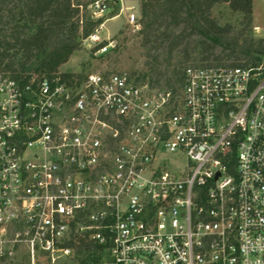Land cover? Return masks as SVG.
<instances>
[{
  "label": "built area",
  "instance_id": "2783aa9c",
  "mask_svg": "<svg viewBox=\"0 0 264 264\" xmlns=\"http://www.w3.org/2000/svg\"><path fill=\"white\" fill-rule=\"evenodd\" d=\"M72 3L96 55L109 19L140 29L137 0ZM182 70L0 72V264H80L79 238L104 264H264V62Z\"/></svg>",
  "mask_w": 264,
  "mask_h": 264
},
{
  "label": "trees",
  "instance_id": "16d2710c",
  "mask_svg": "<svg viewBox=\"0 0 264 264\" xmlns=\"http://www.w3.org/2000/svg\"><path fill=\"white\" fill-rule=\"evenodd\" d=\"M221 4L241 13L240 21L221 24L212 14ZM139 22L136 32L146 56L161 50L166 57L164 70L152 65L149 72L141 73L144 80L154 81L155 75L156 82L164 79L166 86L173 87L182 81L186 63L237 66L264 62V38L251 34L252 0H140ZM100 23L86 13L81 20L72 0H0V72L23 82L56 74L68 82L80 81L85 74L60 69ZM117 45L112 50L120 47ZM175 55L179 59L174 64ZM70 245L80 264L106 261L103 249L93 241L79 238Z\"/></svg>",
  "mask_w": 264,
  "mask_h": 264
},
{
  "label": "rangeland",
  "instance_id": "374dc122",
  "mask_svg": "<svg viewBox=\"0 0 264 264\" xmlns=\"http://www.w3.org/2000/svg\"><path fill=\"white\" fill-rule=\"evenodd\" d=\"M140 3V0H137ZM253 19L256 26L251 34L255 38H264V0H252ZM118 13L115 10L110 16ZM213 16L217 17L221 24L227 22L238 23L242 17L241 13L232 12L226 4H221L213 9ZM125 18L123 15L109 19L100 34L102 40L115 39L116 45H120L116 51L110 49L107 54L109 58L106 59L105 54L96 55L93 50V43L90 40H85L82 43V48L76 51L70 60L62 65L60 71L63 73H82L87 74L97 69H122L130 72L140 74L149 72L150 69L155 68L164 70L166 67V57L162 51L153 53L152 57L146 56V50L140 46L139 35L136 30L127 28ZM123 30V33L119 32ZM117 45V46H118ZM114 49V48H113ZM173 63L178 61V56L175 55ZM152 65L154 67H152ZM190 63L182 65V68ZM152 67V68H151ZM153 72V71H152ZM153 80H157L153 75ZM150 78V77H149ZM164 83V79L162 80ZM65 264V263H63Z\"/></svg>",
  "mask_w": 264,
  "mask_h": 264
},
{
  "label": "crops",
  "instance_id": "0c3cea01",
  "mask_svg": "<svg viewBox=\"0 0 264 264\" xmlns=\"http://www.w3.org/2000/svg\"><path fill=\"white\" fill-rule=\"evenodd\" d=\"M255 28H256V26H255V24H254V19H253V30H255Z\"/></svg>",
  "mask_w": 264,
  "mask_h": 264
}]
</instances>
